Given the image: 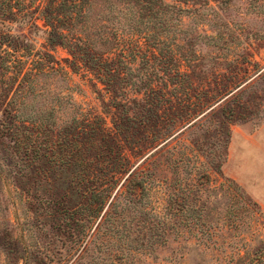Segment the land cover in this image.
I'll return each instance as SVG.
<instances>
[{
  "label": "rangeland",
  "instance_id": "1",
  "mask_svg": "<svg viewBox=\"0 0 264 264\" xmlns=\"http://www.w3.org/2000/svg\"><path fill=\"white\" fill-rule=\"evenodd\" d=\"M19 1L37 12L36 27L0 21L3 35L22 41L17 53L6 39L0 50V264H264V0H234L199 31L218 32L221 41L197 43L198 72L225 78L237 68L233 93L241 90L212 107L231 111H203L150 153L131 157L133 170L156 151L139 167L144 190L127 194L122 176L92 218L87 199L99 185L104 146L70 141L94 116L111 129L102 87L67 62V49L48 45L39 14L45 0ZM214 55L223 63L214 65ZM8 128L25 130V157L1 136Z\"/></svg>",
  "mask_w": 264,
  "mask_h": 264
},
{
  "label": "trees",
  "instance_id": "2",
  "mask_svg": "<svg viewBox=\"0 0 264 264\" xmlns=\"http://www.w3.org/2000/svg\"><path fill=\"white\" fill-rule=\"evenodd\" d=\"M233 1L45 0L39 8L50 29L48 45L67 49L71 57L67 62L75 69L86 70L101 85L100 104L111 114V129L104 118L94 116L91 123H79L74 140L70 141L76 145L88 138L104 146L99 185L92 186L87 199V204H95L86 209L90 218L103 211L122 176L127 174L121 185L127 194L139 195L144 190L146 178L141 176L144 169L139 167L156 151L133 170L131 157L142 158L203 111H215L220 104L213 106L241 90L233 93L241 85L237 68L225 78L213 69L198 72L200 56L194 50L204 38L206 45L218 47L221 34L216 32L211 37L199 31L206 22H211V16L217 18V10L227 8ZM22 8L19 0H0V21L35 28L37 12L28 13ZM4 39L13 53L22 48L20 35H3L1 31L0 50ZM46 57L52 58L48 54ZM211 60L214 65L223 63L218 55ZM233 64L230 60L224 66ZM228 105L218 111H231ZM14 118L23 124L36 122L26 116ZM159 125L165 128L160 129ZM24 132L18 135L9 128L1 132L2 137L14 141L22 157L27 155ZM79 180L88 183L86 178ZM257 259L253 258L249 264H259Z\"/></svg>",
  "mask_w": 264,
  "mask_h": 264
}]
</instances>
